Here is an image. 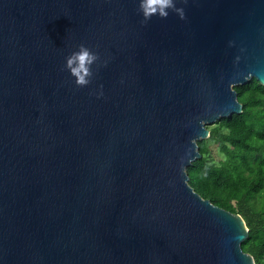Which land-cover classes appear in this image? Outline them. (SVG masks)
<instances>
[{
	"label": "water",
	"instance_id": "1",
	"mask_svg": "<svg viewBox=\"0 0 264 264\" xmlns=\"http://www.w3.org/2000/svg\"><path fill=\"white\" fill-rule=\"evenodd\" d=\"M139 4L0 0V264H256L188 169L243 113L235 87L264 86V0ZM80 43L101 56L85 87Z\"/></svg>",
	"mask_w": 264,
	"mask_h": 264
},
{
	"label": "trees",
	"instance_id": "2",
	"mask_svg": "<svg viewBox=\"0 0 264 264\" xmlns=\"http://www.w3.org/2000/svg\"><path fill=\"white\" fill-rule=\"evenodd\" d=\"M243 113L218 121L208 139L224 159L213 162L209 141L199 146L202 159L188 169L190 185L204 199L241 215L249 229L243 243L256 264H264V86L252 79L235 87Z\"/></svg>",
	"mask_w": 264,
	"mask_h": 264
},
{
	"label": "clouds",
	"instance_id": "3",
	"mask_svg": "<svg viewBox=\"0 0 264 264\" xmlns=\"http://www.w3.org/2000/svg\"><path fill=\"white\" fill-rule=\"evenodd\" d=\"M139 9L142 11L143 21L147 22L153 15L160 18H167L170 12L176 13L181 19L185 17V8L178 6V0H140ZM101 63L100 53L84 43H80L66 57L64 69L69 71L70 75L75 78L78 86L85 87L92 83L95 71L93 66L98 70ZM107 65L108 61H102ZM97 95H103V85Z\"/></svg>",
	"mask_w": 264,
	"mask_h": 264
},
{
	"label": "rangeland",
	"instance_id": "4",
	"mask_svg": "<svg viewBox=\"0 0 264 264\" xmlns=\"http://www.w3.org/2000/svg\"><path fill=\"white\" fill-rule=\"evenodd\" d=\"M213 126H209L208 129L209 130L213 129ZM204 141H209V140L207 139ZM208 146L210 147V153L208 156L213 162H219L222 159H224V155L220 152L218 146H216L213 142L210 141L208 142Z\"/></svg>",
	"mask_w": 264,
	"mask_h": 264
}]
</instances>
